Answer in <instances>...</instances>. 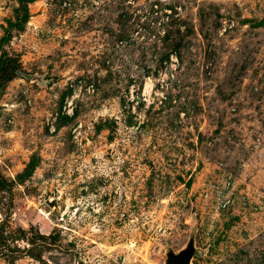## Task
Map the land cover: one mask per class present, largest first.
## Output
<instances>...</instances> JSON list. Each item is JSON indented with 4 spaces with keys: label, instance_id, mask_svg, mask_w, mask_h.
<instances>
[{
    "label": "rangeland",
    "instance_id": "1",
    "mask_svg": "<svg viewBox=\"0 0 264 264\" xmlns=\"http://www.w3.org/2000/svg\"><path fill=\"white\" fill-rule=\"evenodd\" d=\"M264 264V0H0V264Z\"/></svg>",
    "mask_w": 264,
    "mask_h": 264
},
{
    "label": "water",
    "instance_id": "2",
    "mask_svg": "<svg viewBox=\"0 0 264 264\" xmlns=\"http://www.w3.org/2000/svg\"><path fill=\"white\" fill-rule=\"evenodd\" d=\"M194 252L193 238L188 237L186 242L175 251L170 247H165L162 264H190Z\"/></svg>",
    "mask_w": 264,
    "mask_h": 264
}]
</instances>
